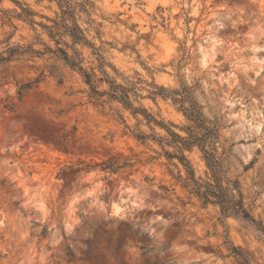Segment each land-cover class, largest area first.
<instances>
[{"label": "rangeland", "instance_id": "1", "mask_svg": "<svg viewBox=\"0 0 264 264\" xmlns=\"http://www.w3.org/2000/svg\"><path fill=\"white\" fill-rule=\"evenodd\" d=\"M16 1L36 13V22L48 23L45 17L57 11L54 2ZM89 11L92 22L82 15L80 23L101 48L110 78L189 88L203 116L218 127L217 153L227 175L264 225V0H89ZM16 12L13 1H0V51L7 44L41 49L37 41L47 38L40 26ZM81 50L90 66V49ZM137 86L144 87L140 101L148 112L183 135L178 127L188 121L172 101H153L145 84ZM0 92V264H56L51 253L66 244L82 247L85 231L92 239L101 224L112 225L105 231L113 237L120 224L132 227L119 252L122 264H264L261 232L202 205L169 174L177 170L158 143L134 136L165 132L151 130L117 102L89 97L77 71L49 55L15 57L0 65ZM38 102L42 115L35 116ZM30 119L47 128L38 132ZM185 155L195 177L207 180L199 150ZM110 156L127 165L105 169ZM42 227L47 234L38 244ZM226 241L244 252L245 261Z\"/></svg>", "mask_w": 264, "mask_h": 264}, {"label": "trees", "instance_id": "2", "mask_svg": "<svg viewBox=\"0 0 264 264\" xmlns=\"http://www.w3.org/2000/svg\"><path fill=\"white\" fill-rule=\"evenodd\" d=\"M11 1L20 8V12H16L15 16L28 22L31 27H34V25L40 26L47 39L46 41L41 39L37 41L42 46L41 49H35L32 45L9 46L7 44L5 49L0 51V65L19 56L49 55L61 61L65 66L77 71L88 88L89 97L97 99L104 97L105 101L117 102L123 109L129 111L134 118L141 116L151 130H153L151 126H156L165 132V136H160L155 134V132L151 135H146L138 131L134 136L140 141H145V139L151 137L158 143L162 150L161 154L167 160L168 165L173 166L177 170V174H174L171 169H168L169 174L188 193L196 197L202 205L211 204L216 206L223 218L234 217L244 220L264 235V225L245 206L238 181L231 179L227 175L223 159L217 153L219 144L217 125L203 116L188 87L181 85L179 89L168 90L161 85H157L154 80L147 83L138 79L137 82L121 84L110 78L104 69L105 62L101 54V48L97 47L88 38L85 29L80 23L82 15L87 17L85 23L89 24L92 22L89 18V0H35L36 3L48 1L56 4L57 11L55 16L53 18L45 17L48 23L34 21L33 17L36 13L32 9L23 7L16 0ZM6 12L7 10H3L4 14ZM81 47L90 49V55L93 59L90 66L86 65ZM139 83H143L148 87L146 89L148 94L146 97L151 100L154 101L157 97H160L172 101V104L188 121L187 125L178 127L183 132V135L171 128V126L177 127V125L169 121L165 122L163 118L158 119L142 105L140 100L144 96L140 91L144 87H138ZM101 84L104 87L100 88ZM165 146H170L172 151L165 149ZM194 147L201 153L208 170L209 178L205 181L195 177L193 168L185 155V152L191 151ZM117 159L119 157L110 156L103 163L104 168L116 171L127 165V163L119 165ZM107 223H111V221L107 220ZM83 225L89 226L88 220H84ZM96 229H94L92 239H90L89 233L85 231V237L81 239L82 247L66 244L61 252H53L50 256L57 259L56 264L62 261L66 264L78 262L98 264L101 259L121 264V260L118 258L119 252L126 244L127 236H131L132 227L126 226L122 234L118 232L116 237L112 236L110 241L100 240L101 249H110L104 255L87 243L96 239ZM133 232L135 234L140 233L138 228L133 229ZM46 234L47 230L45 227H42L35 234L38 244L43 241ZM70 240L72 239L70 238ZM226 245L231 254L237 255L245 261L244 252L228 241H226ZM45 247L48 250L50 249L48 244H45ZM141 248L145 252L153 250V247L148 245H143ZM163 263L164 261L159 260L154 264Z\"/></svg>", "mask_w": 264, "mask_h": 264}, {"label": "clouds", "instance_id": "3", "mask_svg": "<svg viewBox=\"0 0 264 264\" xmlns=\"http://www.w3.org/2000/svg\"><path fill=\"white\" fill-rule=\"evenodd\" d=\"M3 95V92H0V96ZM12 95H15V90H12ZM3 102V101H0ZM42 109H43V102H38L35 106L33 115L35 116H40L42 115ZM38 110V111H37ZM33 124L37 125V131H41L42 129L47 128V125L44 124L43 121H37L34 119H30L29 120V126L31 127ZM112 228V225H99L96 229V239L92 240V241H88L87 243H89L90 245H92L94 247L95 250L101 251V254L104 255L106 251H110V249L107 250H103L100 248V240H108L110 241L112 236H113V232L112 231H105V229H110ZM126 228V225H120V228L117 230L119 233H123L124 230ZM98 264H110V262L107 259H101ZM122 264V262H121Z\"/></svg>", "mask_w": 264, "mask_h": 264}]
</instances>
